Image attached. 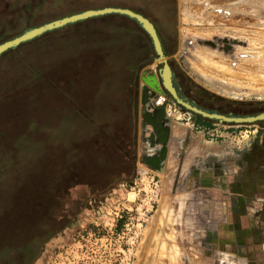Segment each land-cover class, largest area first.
<instances>
[{
	"label": "rangeland",
	"instance_id": "obj_1",
	"mask_svg": "<svg viewBox=\"0 0 264 264\" xmlns=\"http://www.w3.org/2000/svg\"><path fill=\"white\" fill-rule=\"evenodd\" d=\"M113 5L151 19L191 98L224 113L264 110V0H51L26 13L4 12L0 41L60 16ZM115 25L128 32L127 44L117 40ZM61 30L25 47L38 70L24 62L22 53L0 57V163L18 156L21 138L26 145H49L35 172L19 171L0 188L7 205L0 220V264H218L224 250L211 239L206 243L208 232L202 229V209L217 205L208 201L210 193L196 187L191 176L189 184L184 177L178 184L176 175L138 163L141 75L146 69L158 75L160 68L148 36L134 21L118 16ZM121 56L131 59L121 68L117 100L120 108L124 97L135 99L134 169L123 135L114 143L99 135L78 146V153L51 136L77 103L91 110L100 104L102 74L120 67ZM134 77L129 88L125 79L130 84ZM160 99L171 118L186 122V110L166 92ZM192 117L194 122L198 116ZM210 124L238 126L226 131L231 139L233 130H252L243 145L264 120ZM12 197L21 201L19 207ZM221 259L234 264L233 258Z\"/></svg>",
	"mask_w": 264,
	"mask_h": 264
},
{
	"label": "crops",
	"instance_id": "obj_2",
	"mask_svg": "<svg viewBox=\"0 0 264 264\" xmlns=\"http://www.w3.org/2000/svg\"><path fill=\"white\" fill-rule=\"evenodd\" d=\"M169 118L168 151L161 173L176 175L178 184L184 177L186 185L191 176L196 187L210 193L208 201L217 204L215 210L202 209L206 217L202 229L208 232L204 241L211 239L224 250L217 263L226 262L222 257L233 258L234 264H264V125L237 146L228 132L213 124L201 127L196 120L186 123ZM139 124L138 163L153 169L144 156L155 155L160 145L151 146L148 138L154 131L151 125H142L141 116Z\"/></svg>",
	"mask_w": 264,
	"mask_h": 264
},
{
	"label": "trees",
	"instance_id": "obj_3",
	"mask_svg": "<svg viewBox=\"0 0 264 264\" xmlns=\"http://www.w3.org/2000/svg\"><path fill=\"white\" fill-rule=\"evenodd\" d=\"M50 1L51 0H40L39 2H36V0H0V24L2 21H4L5 18H7L5 14L3 15L4 12L14 11L15 13H26L31 11L33 7H36L35 5L39 6L49 4ZM112 30L120 36L117 37L118 41L124 42L125 44L128 43L130 36L124 28L115 25L112 27ZM60 31L58 30L52 32L32 42L23 44L15 50L10 51L9 53H22L26 59L24 62L36 68L37 64L35 62L34 64L31 63L30 61L32 60V58L27 56L30 53V51H28V49L30 48L27 47L26 49L25 47L35 43L36 41L42 38H45L46 36L58 35V32ZM58 50L59 48L56 51ZM69 50L70 48L66 47V45L62 48V52L64 53H67ZM116 57L118 56L116 55ZM128 59H123V56H121L120 60L122 61V65L120 67H111L110 69L107 68L104 74H102V77L104 76V79L102 80L101 85L98 89V101L100 104L92 105L91 110L77 103L75 105V108L71 110L72 116L68 119H65L58 127V129L54 130L51 136L52 138L54 137L56 139L62 138L66 141L65 144H67V146H73L71 147V151L78 153L80 151L78 146L84 145L85 142L92 141V139L96 138L97 136L99 137V135H102L104 137L109 136L113 143L115 142V140H117L116 135H123L126 148L125 155L126 158L131 162L132 167L134 169L136 157V128L134 123L136 121L135 99L134 97H131L132 99L130 97H124V100L121 101L122 103L120 104V108L118 106L117 100V88H119L118 83L122 82L121 80L123 78V72L121 68L124 69L127 62L129 63V61H131V59ZM36 69L38 70L39 68ZM137 70L138 69H136V72ZM135 81L136 77H134V80L130 84L128 82V79H125V84L128 83L130 88L131 86H135ZM133 90H135V87ZM196 120L198 125H207L213 122L199 116ZM26 143L27 142L23 138H21L19 144H21L22 148L20 149V153L18 154V156L16 158L10 156L7 158V160L5 159L4 161H1L0 188H7L12 176L19 171L21 172L22 170L28 169L26 172H35L38 168L39 161L41 160L42 156L48 150L49 147V145L46 146V144H39L33 146L30 144L26 145ZM75 145L76 148H74ZM36 164L37 168L35 169ZM12 198L11 200H13V204L16 203L15 205L19 207L21 201H19L18 198ZM2 199L4 198L0 196V220L7 209V205Z\"/></svg>",
	"mask_w": 264,
	"mask_h": 264
},
{
	"label": "water",
	"instance_id": "obj_4",
	"mask_svg": "<svg viewBox=\"0 0 264 264\" xmlns=\"http://www.w3.org/2000/svg\"><path fill=\"white\" fill-rule=\"evenodd\" d=\"M105 16H122L134 21L148 36L156 56L157 65L160 66L158 75L148 73L149 69L143 71L141 75L143 82L141 86L142 125H151L153 128L154 132L148 138L151 146L160 145L155 155L144 156L145 163L154 170L162 172L168 151L171 120L166 104L160 99L165 92L184 110L207 120L228 124L255 123L264 120V110L246 114L224 113L217 108L206 107L191 98L177 80L176 72L166 58L164 41L156 25L142 12L124 6L113 5L86 9L28 27L0 42V57L46 34Z\"/></svg>",
	"mask_w": 264,
	"mask_h": 264
},
{
	"label": "built area",
	"instance_id": "obj_5",
	"mask_svg": "<svg viewBox=\"0 0 264 264\" xmlns=\"http://www.w3.org/2000/svg\"><path fill=\"white\" fill-rule=\"evenodd\" d=\"M192 114L188 111H185L182 113V120L186 121V123H191L192 122ZM215 128H217V124H214ZM238 126H225L223 125L222 126V130L223 131H230V129L232 128H236ZM208 133L211 135V137H216V133L212 130V129H208L207 130ZM237 131V130H236ZM235 130H233L230 134L231 136L233 135V138H234V142L238 143L237 145H240V143L242 144L243 141H245L249 136L250 134L252 133V130L246 128V129H240L236 132ZM230 136V135H229Z\"/></svg>",
	"mask_w": 264,
	"mask_h": 264
},
{
	"label": "bare ground",
	"instance_id": "obj_6",
	"mask_svg": "<svg viewBox=\"0 0 264 264\" xmlns=\"http://www.w3.org/2000/svg\"><path fill=\"white\" fill-rule=\"evenodd\" d=\"M162 102V101H161Z\"/></svg>",
	"mask_w": 264,
	"mask_h": 264
}]
</instances>
